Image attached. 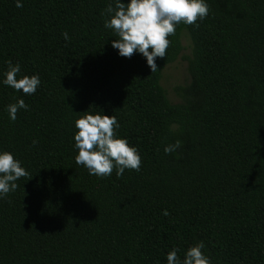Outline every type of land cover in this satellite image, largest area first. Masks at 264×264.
<instances>
[{
	"label": "trees",
	"instance_id": "16d2710c",
	"mask_svg": "<svg viewBox=\"0 0 264 264\" xmlns=\"http://www.w3.org/2000/svg\"><path fill=\"white\" fill-rule=\"evenodd\" d=\"M109 2L0 0V74L11 62L41 81L31 95L0 84V150L27 173L0 199V264H166L197 242L211 264H264V0H206L153 73L111 47ZM184 33L189 81L173 103L161 74ZM17 98L28 107L12 121ZM85 112L115 116L138 171L97 177L75 163Z\"/></svg>",
	"mask_w": 264,
	"mask_h": 264
},
{
	"label": "clouds",
	"instance_id": "9594fccd",
	"mask_svg": "<svg viewBox=\"0 0 264 264\" xmlns=\"http://www.w3.org/2000/svg\"><path fill=\"white\" fill-rule=\"evenodd\" d=\"M16 7H22L21 0H16ZM209 8L206 0H110L102 15L108 18L104 28L111 29L117 39L111 41V47L119 56L129 58L134 52L145 58L150 73L158 70L157 58H164L170 41L168 37L175 32L176 25H194L203 20ZM65 40L68 34L63 33ZM20 65L7 62V69L0 74V84L21 91L24 95L33 94L40 85L39 75L20 76ZM23 99L6 106L9 120L16 119L18 110H27ZM118 124L115 116L85 114L74 121L73 147L77 150L74 157L77 165H82L89 175L108 177L115 169L117 177L126 169L138 171L141 165L140 155L126 138L116 135ZM35 143V141H33ZM181 142L164 147L165 154L175 152ZM27 175L18 159L9 151L0 150V199L10 191H15L19 178ZM168 215L167 211L162 213ZM205 245L197 242L188 247L183 259L177 256L178 249L172 248L166 253V264H211L202 251Z\"/></svg>",
	"mask_w": 264,
	"mask_h": 264
},
{
	"label": "rangeland",
	"instance_id": "374dc122",
	"mask_svg": "<svg viewBox=\"0 0 264 264\" xmlns=\"http://www.w3.org/2000/svg\"><path fill=\"white\" fill-rule=\"evenodd\" d=\"M182 45V52L175 61L164 67L161 74L160 83L164 88L168 99L173 103L179 102L180 100L175 92L176 87L182 86L189 81L187 58L191 53V42L185 33L182 36Z\"/></svg>",
	"mask_w": 264,
	"mask_h": 264
}]
</instances>
